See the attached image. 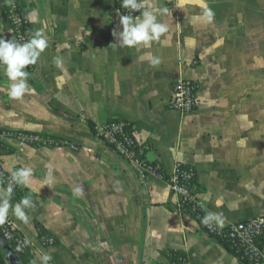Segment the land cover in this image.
Segmentation results:
<instances>
[{"label":"crops","instance_id":"crops-1","mask_svg":"<svg viewBox=\"0 0 264 264\" xmlns=\"http://www.w3.org/2000/svg\"><path fill=\"white\" fill-rule=\"evenodd\" d=\"M19 2L27 14L35 10L32 32L41 31L49 46L22 100L9 98L0 65V132L40 133L78 148L18 149L13 142L18 152L0 161L8 174L33 169L23 186L35 204L26 210L29 222L11 209L8 220L31 239L37 264L44 252L51 264H174L170 252L185 253L188 264H244L180 210L168 181L157 174L140 180L92 127L130 123L150 147L148 161L167 176L178 165L193 167L201 209L222 212L223 227L264 218V0H207L211 22L196 18V4L180 9L177 0H158L170 10L158 17L169 31L139 50L119 47L113 36L122 31L115 0ZM0 37L16 40L1 7ZM152 55L159 66H151ZM181 79L200 87V106L190 115L168 105ZM80 187L83 195H74ZM41 228L55 245H44Z\"/></svg>","mask_w":264,"mask_h":264},{"label":"built area","instance_id":"built-area-1","mask_svg":"<svg viewBox=\"0 0 264 264\" xmlns=\"http://www.w3.org/2000/svg\"><path fill=\"white\" fill-rule=\"evenodd\" d=\"M119 8L122 15L128 14V10L121 6V0H118ZM117 5V0H115ZM138 16L139 13H133ZM16 23L19 19L15 18ZM200 87L198 83L181 79L176 81L171 88V95L168 102L169 108L182 115H190L197 111L200 106ZM130 123L124 121L112 120L95 127L96 136L99 140L112 147L114 152L126 160L135 170L140 180L145 181L151 174H157L159 166H152L146 158V152L150 151L147 144L138 141L136 134L133 136L127 132ZM16 143L18 149H55L60 147H69L76 151L78 148L66 139L56 138L40 133L29 132H0V143L12 146ZM17 149V148H15ZM158 175V174H157ZM170 186L179 197V208L182 212L187 213L190 208L193 213L198 214L201 207L200 193L196 187V171L191 166L178 165L173 175L170 176ZM0 180L2 185L6 187L10 181V174L3 171L0 165ZM199 219V217H197ZM211 236L213 234L216 241L228 240L241 251L244 258L248 259L251 264H264V247L260 246V242L264 241V218L257 217L242 222L232 223L227 227L207 226ZM0 233L2 238L10 246L22 245L24 238L19 235L14 223L10 220L0 225ZM42 242L46 246L56 244L52 237H43ZM221 244V243H220ZM32 253L31 246L23 248L21 252ZM8 259L0 241V264H7Z\"/></svg>","mask_w":264,"mask_h":264},{"label":"clouds","instance_id":"clouds-1","mask_svg":"<svg viewBox=\"0 0 264 264\" xmlns=\"http://www.w3.org/2000/svg\"><path fill=\"white\" fill-rule=\"evenodd\" d=\"M188 4H196L202 9V15L196 17L211 22L215 13L209 7L207 0H177L176 7L184 8ZM121 6L128 10V14L120 16L122 31H113V36L118 40L119 47L150 49L153 42H159L162 35L169 31L168 25L158 20L159 16L170 14L166 7H160L158 0H121ZM133 13H139L134 16ZM36 15L35 10L28 14L27 19L32 22ZM117 45V44H116ZM48 41L42 32L37 30L25 42H18L15 39L6 41L0 38V65L4 68V74L10 81L8 96L12 100H22L30 93L29 72L26 71L30 65H35L41 54L48 48ZM53 62L57 68L63 67V60L54 57ZM161 59L158 56L150 57V64L153 67L159 66ZM62 80L63 77H58ZM59 86V85H58ZM33 175V169L29 166H21L10 173V181L6 187L0 188V225L8 220L9 210L11 209L15 217L23 223L29 222V215L26 210L33 209L35 204L30 196H24L18 203L13 205L11 198L16 186L27 187ZM74 195H83V188L74 189ZM223 205V199L218 198L216 207ZM203 208L204 205H201ZM226 217L222 212L207 211L201 218V223L205 226L222 228ZM30 238H25L22 245H18L17 250L30 246ZM53 257L44 252L39 257V264H51ZM32 264H37L33 260Z\"/></svg>","mask_w":264,"mask_h":264},{"label":"trees","instance_id":"trees-1","mask_svg":"<svg viewBox=\"0 0 264 264\" xmlns=\"http://www.w3.org/2000/svg\"><path fill=\"white\" fill-rule=\"evenodd\" d=\"M119 2L117 0V5L116 8H119ZM0 7L6 14L7 18L10 21V24L16 34V40L18 42H25L28 39H30V36L33 34L31 25L29 20L27 19L28 14L22 9L21 4L19 0H0ZM15 18L19 19V23H16ZM1 38V37H0ZM36 64L35 65H30L27 67L26 71L29 72V77L28 78H33L34 70H35ZM92 130L94 134L96 135L95 132V127H92ZM2 132V131H1ZM127 132L133 136L134 133H136V129L134 128L133 125L130 124V126L127 128ZM112 148V147H110ZM113 149V148H112ZM18 151L12 146H8L5 144L0 143V161L4 156L16 154ZM149 152V151H148ZM146 152V158L147 154ZM150 165L152 166H159L157 163H152L148 161ZM1 165V164H0ZM157 174L165 179L166 181H170L171 177L167 176L162 172V168L158 169ZM0 184H2V181L0 180ZM196 187L197 191L200 192V189L197 186V181H196ZM24 196H30L33 200V195L30 193V191L27 188H24L23 186H16L14 188V192L12 195L14 203H18ZM187 214L193 216L194 218L198 219V221L201 225V228L203 231H207V226L203 225L201 223V218L205 216V213L203 212L202 209L198 211V214L193 213V211L188 208ZM212 237H215L213 234H211ZM0 233V241L2 242L3 249L5 250L6 256L10 264H32L33 262V256L32 253L26 251V252H21L18 251L16 246H10L5 242V240L2 238ZM43 237H50L45 230L42 228L40 229V238L42 239ZM221 245L224 246V248L233 256L241 260L244 264H251L248 259L244 258L243 254L241 251H239L238 248H236L231 241L228 240H219ZM260 246L263 248L264 247V241L262 240L260 242ZM168 257L171 258L172 262L174 264H188V256L183 253V252H170L168 254Z\"/></svg>","mask_w":264,"mask_h":264},{"label":"water","instance_id":"water-1","mask_svg":"<svg viewBox=\"0 0 264 264\" xmlns=\"http://www.w3.org/2000/svg\"><path fill=\"white\" fill-rule=\"evenodd\" d=\"M30 83L32 84V83H33V81L31 80V81H30Z\"/></svg>","mask_w":264,"mask_h":264}]
</instances>
